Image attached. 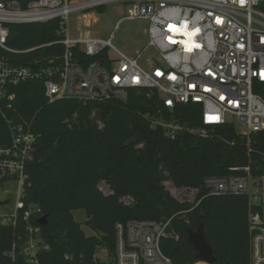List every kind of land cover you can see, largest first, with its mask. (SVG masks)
<instances>
[{
    "label": "trees",
    "instance_id": "obj_1",
    "mask_svg": "<svg viewBox=\"0 0 264 264\" xmlns=\"http://www.w3.org/2000/svg\"><path fill=\"white\" fill-rule=\"evenodd\" d=\"M59 28L56 20L11 26L7 43L12 50L38 49L14 59L26 65L49 53L61 54L60 45L45 48L60 39ZM254 88L264 99V83L256 82ZM14 93L19 119L38 136L23 201L41 210L40 218L30 222L40 227L48 247L39 254L41 264H103L97 258L100 250H107L110 260L116 255L117 225L163 218H172L161 245L173 264L200 262L188 241V230L200 225L214 249V264H250L247 197L207 195L203 184L207 177L229 176L232 168L247 165L259 177L264 172V131L248 140L232 125L205 126L200 104L176 105L170 111L157 93L146 91L130 92L125 101L85 104L49 102L36 82L21 84ZM160 117L186 129L207 128L209 135L183 131L171 140L162 128L152 129L151 121ZM164 174L175 187L197 189L198 198L205 199L199 205L177 201L162 186ZM104 181L111 194L99 189ZM78 210L87 214L86 226L97 236H86L74 218ZM18 215L14 224L0 220V264H13L12 252L19 254L27 242V223L22 211ZM42 217H47L46 225L39 224Z\"/></svg>",
    "mask_w": 264,
    "mask_h": 264
},
{
    "label": "built area",
    "instance_id": "obj_2",
    "mask_svg": "<svg viewBox=\"0 0 264 264\" xmlns=\"http://www.w3.org/2000/svg\"><path fill=\"white\" fill-rule=\"evenodd\" d=\"M120 4L126 12L122 21L147 23V44L134 55L116 49L109 39L71 38L68 21L75 15ZM58 21L56 43L61 54L49 53L26 65L17 62L9 46L14 24ZM187 23L189 31L199 29L200 47L185 53L179 43L186 39L169 31ZM36 82L49 102L72 99L80 103L127 100L130 92L157 93L170 111L176 105L200 104L202 123L218 127L232 125L246 137L264 131V99L255 92L256 82L264 83V0H0V183H19L15 216L2 219L14 224L19 212L27 223V242L19 254H11L13 264H41L43 245L39 226L30 222L40 218L38 206L23 201L27 168L34 159L38 136L16 113L15 87ZM11 114V115H10ZM152 129L162 128L169 139L187 131L206 138L209 131L186 129L162 117L151 121ZM4 128V129H3ZM224 177H207V195L245 196L248 199L250 264H264V172L255 177L251 165L232 168ZM186 189V188H185ZM192 204L199 205V190ZM175 187L173 193L178 195ZM195 192V193H194ZM172 218L159 221H132L117 225V252L106 264H173L162 249ZM22 262H18V258Z\"/></svg>",
    "mask_w": 264,
    "mask_h": 264
},
{
    "label": "rangeland",
    "instance_id": "obj_3",
    "mask_svg": "<svg viewBox=\"0 0 264 264\" xmlns=\"http://www.w3.org/2000/svg\"><path fill=\"white\" fill-rule=\"evenodd\" d=\"M126 10L120 5H111L99 10H92L88 13H82L73 16L68 21V33L71 38L90 37V38H103L109 39L111 34L114 33L113 45L116 49L127 52L130 55H134L136 50L142 49L148 42L146 37L147 23L141 20L121 22L120 27L115 31L117 22L123 18ZM165 178L162 181L164 189L171 194L177 201L181 203L192 204L195 198V194L186 191L185 188L180 189L179 194L175 196L173 190L175 186L168 180L167 174H164ZM99 189L103 194H111V190L106 181L99 184ZM19 183L6 181L0 183V203L4 204L0 207V220L5 217L15 216V207L19 200ZM195 193V192H194ZM122 201L127 205H132L133 201L128 196H123ZM74 218L81 226V229L85 232L86 236H97V234L90 230L86 223L88 221L87 214L82 211H74ZM97 258L103 264L109 262L107 250H100L97 254ZM196 264H207L205 262H198Z\"/></svg>",
    "mask_w": 264,
    "mask_h": 264
},
{
    "label": "water",
    "instance_id": "obj_4",
    "mask_svg": "<svg viewBox=\"0 0 264 264\" xmlns=\"http://www.w3.org/2000/svg\"><path fill=\"white\" fill-rule=\"evenodd\" d=\"M40 225L47 224V217H42L39 220ZM188 241L194 245L197 251V259L207 264H214L216 261L214 256V249L211 244H208L203 225H200L198 230H188Z\"/></svg>",
    "mask_w": 264,
    "mask_h": 264
},
{
    "label": "clouds",
    "instance_id": "obj_5",
    "mask_svg": "<svg viewBox=\"0 0 264 264\" xmlns=\"http://www.w3.org/2000/svg\"><path fill=\"white\" fill-rule=\"evenodd\" d=\"M171 32L177 36H184L186 39L183 40H173L176 43H179L183 47L185 53H192L195 49L200 47V44L196 42V37L199 34V29L197 28L194 31H189V26L187 23L180 28H173ZM175 44V43H173Z\"/></svg>",
    "mask_w": 264,
    "mask_h": 264
},
{
    "label": "snow or ice",
    "instance_id": "obj_6",
    "mask_svg": "<svg viewBox=\"0 0 264 264\" xmlns=\"http://www.w3.org/2000/svg\"><path fill=\"white\" fill-rule=\"evenodd\" d=\"M241 3H243V0H241ZM173 28H180V27H178V26H176V25H172V26L169 27V31H171ZM169 42H170V43H176V42L173 41L171 38H169Z\"/></svg>",
    "mask_w": 264,
    "mask_h": 264
}]
</instances>
